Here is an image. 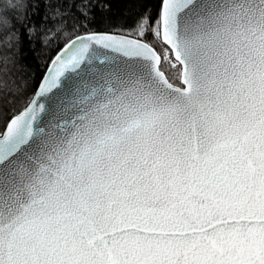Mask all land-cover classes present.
Instances as JSON below:
<instances>
[{"label": "snow or ice", "instance_id": "1", "mask_svg": "<svg viewBox=\"0 0 264 264\" xmlns=\"http://www.w3.org/2000/svg\"><path fill=\"white\" fill-rule=\"evenodd\" d=\"M76 8L0 104V264H264V0Z\"/></svg>", "mask_w": 264, "mask_h": 264}, {"label": "trees", "instance_id": "2", "mask_svg": "<svg viewBox=\"0 0 264 264\" xmlns=\"http://www.w3.org/2000/svg\"><path fill=\"white\" fill-rule=\"evenodd\" d=\"M15 2V0H12ZM83 0H19L22 5L18 9L11 7L4 9L3 5L9 0H0V19L6 18L10 25V32L20 35V43L14 45V50L9 53L0 48V104L4 99L11 98L6 95L9 90L30 93L32 87L40 79L46 69L49 56L54 54V42L49 47L41 43V33L28 37V31L35 25L47 31L54 29L61 23L57 16L56 8L60 12L68 11L63 19L71 27L74 17H79L76 6ZM92 5L94 21L89 23L91 30H103L109 22L116 25H131L138 14L147 9H153L155 0H89ZM52 3L53 7H47ZM48 19L45 22L44 17ZM56 16V19L53 17ZM82 20L83 18L80 17ZM3 24L0 23V35H3ZM7 57V59H5ZM22 100V97H21ZM17 107H22L18 104Z\"/></svg>", "mask_w": 264, "mask_h": 264}, {"label": "water", "instance_id": "3", "mask_svg": "<svg viewBox=\"0 0 264 264\" xmlns=\"http://www.w3.org/2000/svg\"><path fill=\"white\" fill-rule=\"evenodd\" d=\"M46 70V69H45ZM45 72V71H44Z\"/></svg>", "mask_w": 264, "mask_h": 264}]
</instances>
